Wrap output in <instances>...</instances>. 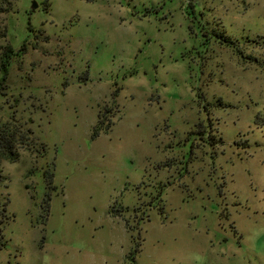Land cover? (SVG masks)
<instances>
[{
  "label": "rangeland",
  "instance_id": "1",
  "mask_svg": "<svg viewBox=\"0 0 264 264\" xmlns=\"http://www.w3.org/2000/svg\"><path fill=\"white\" fill-rule=\"evenodd\" d=\"M9 47L0 264H264V0H0Z\"/></svg>",
  "mask_w": 264,
  "mask_h": 264
},
{
  "label": "trees",
  "instance_id": "2",
  "mask_svg": "<svg viewBox=\"0 0 264 264\" xmlns=\"http://www.w3.org/2000/svg\"><path fill=\"white\" fill-rule=\"evenodd\" d=\"M223 38V36H221ZM226 44H231L232 42L225 39ZM25 50V46L23 47ZM22 52V51H21ZM20 52V53H21ZM17 54L14 53L12 48L6 49L4 53L3 63H2V78L0 79V96H4L7 90V76L9 72V67L11 64V59ZM19 55V54H18ZM259 121L260 116L257 118ZM264 124V123H263ZM101 118H99V126H96L94 129L92 138L97 139L102 133L107 134L110 131V128L102 129L101 128ZM257 125H260L257 122ZM33 132L30 129H25V126L18 124L17 122H5L0 121V169L4 162L14 163L16 162L21 155V151H32L33 147ZM46 145L43 146V149L46 151ZM46 184L49 188L53 189L54 174L53 172L46 171L44 174ZM50 201L51 195L48 194L45 201V209L47 216L50 211ZM127 227L129 225L127 224Z\"/></svg>",
  "mask_w": 264,
  "mask_h": 264
},
{
  "label": "water",
  "instance_id": "3",
  "mask_svg": "<svg viewBox=\"0 0 264 264\" xmlns=\"http://www.w3.org/2000/svg\"><path fill=\"white\" fill-rule=\"evenodd\" d=\"M35 8H37V4H34V7L32 8V10L35 11Z\"/></svg>",
  "mask_w": 264,
  "mask_h": 264
}]
</instances>
